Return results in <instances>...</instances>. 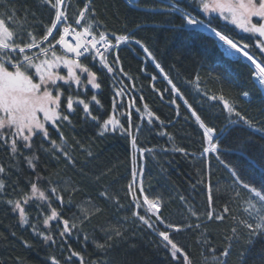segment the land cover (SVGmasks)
Instances as JSON below:
<instances>
[{
	"label": "trees",
	"instance_id": "trees-1",
	"mask_svg": "<svg viewBox=\"0 0 264 264\" xmlns=\"http://www.w3.org/2000/svg\"><path fill=\"white\" fill-rule=\"evenodd\" d=\"M83 4L84 0H70V16L83 8ZM173 4L205 22L211 19L213 27L225 31L238 42L248 44L251 51L259 55L258 49L251 48L257 39L254 33L232 24L231 18L225 21L219 12H205L200 0H93L95 18L103 24L100 31L128 35L147 46L184 99L209 127L216 129L217 135L230 120L237 118L234 115L229 117L221 102L208 99L212 95L223 94L252 121L254 128L242 122L230 125L227 137L220 142L221 159L236 169L245 182L259 189L264 185V133L255 129H264V89L254 80L253 67L243 57L238 54L225 57L215 37L203 29L187 25L180 13L171 10ZM7 15L14 16L13 24L9 25L14 31L42 34V25L50 23L49 18L54 16V12L45 0H0V16ZM252 19L255 23L260 18ZM60 51L58 47L57 53ZM106 55L110 63L118 55L117 67L122 66L128 76L118 71L107 73L98 63L82 61L97 72V83L101 86L92 89L87 84L86 75L82 76L84 88L75 89L73 85V95L79 92L80 98L86 102L95 95L100 101L99 105L94 101L90 104L98 121H92L82 111V106H76V112L70 116L72 123L64 122L60 128L64 141L48 125L51 139L63 145L73 157L74 164H70L59 151L54 154L45 151L51 146L39 136L34 137L31 150H24L19 145L22 155L14 160L10 158V150L0 146V163L9 169L7 176H0L6 184L4 194H0V257L3 264H52L53 256L60 264H65L71 251L79 253L84 264H183L181 259L172 258L157 232L132 216L137 209L128 193V185L133 180L135 167L139 171V180L142 177L145 193L150 199L159 198L162 217L182 227L193 226L180 232H170L173 241L188 254L191 264L212 261L213 256H219L229 243L230 255L220 257L221 260L227 259V264H241L242 255L246 264H264V235L250 237L242 225L234 224L232 220L236 217L237 220L254 222L245 211L250 193L233 185L230 173L216 160L215 153L201 155L203 147L207 146L203 130L181 99L170 91H164L170 86L137 45H119ZM59 71L62 75L67 74L63 66ZM58 83L65 88V96L68 95L63 82ZM132 84H135L134 89ZM153 84L163 93L162 97L153 90ZM124 86H127L126 95L116 97L114 109L115 92ZM245 92L249 94L247 97L243 96ZM132 97L136 98V103L129 108ZM173 99L175 104L171 103ZM144 104L155 114L153 117L142 116ZM128 111H131V135L119 127L112 130L111 125L103 135H99L103 121L112 115L127 129ZM38 115L43 119L42 113ZM136 125L140 131L136 130ZM132 136L136 137L135 146ZM42 143L43 149L40 147ZM180 148L185 152L177 150ZM141 149L151 151L141 154ZM88 152L92 155L89 156ZM33 154L39 158L35 171L24 159ZM37 176L41 177L38 186L42 190H47L50 185L60 190L63 205L49 193L53 201L51 206L57 208L65 219L77 224V228L62 241L57 222L52 221L49 231L56 239L54 245L46 243L31 227L36 224L39 231L45 232L42 222L49 214L47 204L33 198L25 205L29 225H20L18 213L4 202L19 199L24 194L30 195L29 181H35ZM201 180L203 183L199 182ZM209 184L211 207L208 203ZM105 192L107 197L101 196ZM181 196L184 200L180 199ZM37 205L45 209L43 215H37ZM225 205L231 210L225 220L206 218L208 211L219 213ZM97 208L100 211L97 212ZM189 208L196 213L195 216L191 215ZM83 210L92 215L81 224L85 214ZM139 212L145 214L143 209ZM197 224L199 228L195 227ZM234 226L238 229L236 235L231 231ZM112 228H118L123 235L108 241L107 233ZM164 230L163 226L159 228V231ZM85 235L87 241L84 240ZM106 241L110 248L97 247ZM68 264H80V258L72 257Z\"/></svg>",
	"mask_w": 264,
	"mask_h": 264
},
{
	"label": "snow or ice",
	"instance_id": "snow-or-ice-1",
	"mask_svg": "<svg viewBox=\"0 0 264 264\" xmlns=\"http://www.w3.org/2000/svg\"><path fill=\"white\" fill-rule=\"evenodd\" d=\"M45 3L54 12V16L49 18V24L42 25V34L34 33L33 31H14L9 26L13 24L14 16H0V146L7 147L10 150V158L14 160L16 157L22 155L19 145H22L24 150H31L34 146V137L39 136L43 142H48L51 146L49 149H44L45 151H51L53 154L59 151L70 164H74L73 157L69 155V152L65 150L63 145L51 139L48 125L53 127L57 131L60 140L64 141L65 137L60 128L64 122L68 124L72 123L70 116L76 112V106H82V111L87 117H90L92 121H98L99 118L94 116L90 109L92 101L97 105L100 104L96 96L93 95L91 100L86 102L80 98L81 94L79 92L73 95L75 89L85 87L84 80H82V76L85 75L87 84L92 89H99L101 86L97 83V72L93 71L88 64L82 61H88L92 64L98 63L99 67L106 69L107 73L118 71L124 76H128V73L124 72L122 66L117 67L119 65V56L116 55L110 63L106 54L118 48L122 42H128L131 37L128 35H117L108 31H100L103 24L95 18L93 0H84L83 8L72 13L71 16L68 11L70 0H67V2L66 0H45ZM200 6L205 12H219L220 17L225 21L231 18V23L245 32L258 34V38L251 48L258 49L259 55L256 52H252L248 44L238 42L226 34L225 31L213 27L211 19L207 20V22L197 19L175 4H173L171 10L180 13L182 20L187 25L202 26L205 31L211 32L225 57L237 54L245 57L254 66L252 70L254 80L264 86V39H261L264 38V22H260V20H264V0H201ZM253 17L260 19L254 23ZM135 42L141 45L146 57L155 62V56H153L149 48L139 40ZM58 47L62 49V54L57 53ZM61 66L67 69L66 75L60 73ZM155 67L163 74L164 79L170 86V88H166L164 91H170L175 97L183 99L187 110L203 130V138L207 142V146L203 147L201 155L215 153L216 160L230 173L233 185L239 186L250 193L248 208L245 211L248 212L249 217L254 222L237 220L236 217H232L234 224L242 225L250 237L257 234L264 235V185H261L258 189L252 184L245 182L236 169L231 168L230 165L225 164L221 159L222 150L220 142L227 137L230 125L242 122L249 128H254L252 121L238 111L235 104L223 94L212 95L208 99L221 102L223 110L228 113L229 117L234 115L237 118L235 121L230 120L229 124L220 129L219 135H217L216 129L209 127L201 119V116L197 114L196 110L192 108V105L184 99L180 89L169 78L168 74L164 72L161 65L155 63ZM10 68L12 70H9ZM152 79L155 80L156 77L153 76ZM196 80L197 82L199 81L198 76ZM60 81L67 88L68 95L66 96L65 88L58 83ZM73 85H75V89ZM125 87L127 86L116 90L113 98L114 109L117 106L116 97L126 95ZM131 87L134 89L135 84H132ZM153 90L159 93L161 97L163 96V93L159 89H156L154 84ZM248 95L247 92L243 93L244 97ZM130 99L129 108L136 103L135 97ZM140 99L143 100V96ZM171 103L175 104L176 100L173 99ZM143 107L144 113L142 116L153 117L155 115L149 110L147 104H144ZM177 108H179V105H177ZM136 111L139 113L140 109L137 108ZM40 113L43 114V119L38 115ZM127 115L129 117V127L127 129L120 124L115 115H112L103 121L101 125L102 131L99 135H103L110 125L112 126V130L119 127L120 130L131 135V111H128ZM156 119H159V117H156ZM149 123H151V120H149ZM136 130H141L139 125H136ZM255 130L264 133V129ZM76 143L79 144V141ZM132 143L135 146V136H132ZM40 147L43 149V143ZM80 147H83V145H80ZM177 150L185 152L183 148ZM140 151L143 154V152L151 151V149H141ZM88 155L91 156L92 153L88 152ZM24 159L27 165L35 171L37 166L36 161L39 158L33 154L24 157ZM8 171V167L4 163H0V176H7ZM137 175L138 173L134 170L133 180L128 185V193L132 197L135 209H137L132 212L133 218L158 233V236L164 242V246L169 248L173 259H181L183 264H191L188 254L173 241L170 232H180L185 228L190 229L193 226L188 224L182 227L167 222L160 213L161 205L159 198H149L145 193L142 177L137 182ZM40 180L41 177L37 176L35 181H29L30 195L24 194L19 199H7L4 202L12 206L13 212L18 213L20 225H29L25 205H28L33 198L47 204L49 214L44 216L42 222L45 226V232L39 231L36 224H32L31 227L33 232L41 236L46 243L51 242L54 245L56 244V239L49 231L52 221L57 222L58 235L62 241L71 234L73 229L77 228V224L71 219H65L57 208L51 206L53 201L50 199L49 193L51 197H54L55 201L63 205L64 198L60 190L56 186L51 185L47 190H42L38 186V181ZM199 182L203 183V180ZM5 188V180L0 178V194H4ZM101 196L107 197V193H101ZM180 199L184 200V197L181 196ZM208 203L211 207V184H209ZM139 209H143L145 214L141 215ZM44 211L43 207L37 205L38 216L43 215ZM83 211L85 214L80 221L81 224L92 215V213H88L86 210ZM96 211L98 212L100 209L97 208ZM189 211L192 216L196 215L191 208H189ZM226 214H231V210L227 205L219 213L208 211L206 218L208 220L223 221L227 218ZM161 226L166 230L159 231ZM195 227L199 228L200 225L197 224ZM231 231L234 235L238 233V229L235 226L232 227ZM122 235V232L118 228H112L107 233L108 241H111L114 237L121 238ZM87 239L88 237L85 235L84 240L87 241ZM97 247L105 249L110 248L111 245L106 241L105 244H97ZM230 253L231 243L220 252L219 256H213L212 261L206 260V264H227V259L221 260L220 257L227 258ZM72 257H79L80 264H84L83 257H80V254L75 251L70 252L65 264H68ZM51 260L52 264H60L59 260L54 256ZM241 264H246L243 255L241 256Z\"/></svg>",
	"mask_w": 264,
	"mask_h": 264
},
{
	"label": "rangeland",
	"instance_id": "rangeland-1",
	"mask_svg": "<svg viewBox=\"0 0 264 264\" xmlns=\"http://www.w3.org/2000/svg\"><path fill=\"white\" fill-rule=\"evenodd\" d=\"M131 2L133 1V0H130ZM201 1V0H200ZM209 12V11H208ZM217 13V12H216ZM200 27H202V26H200ZM128 44H130L129 42H122L120 45H128ZM59 54H62V49H61V51H60V53ZM262 86V85H261ZM263 87V89H264V86H262ZM135 171L138 173V175H137V177H136V179H137V182H138V180H139V171H138V168L137 167H135ZM134 187H136V185H134Z\"/></svg>",
	"mask_w": 264,
	"mask_h": 264
},
{
	"label": "water",
	"instance_id": "water-1",
	"mask_svg": "<svg viewBox=\"0 0 264 264\" xmlns=\"http://www.w3.org/2000/svg\"><path fill=\"white\" fill-rule=\"evenodd\" d=\"M261 22H264V20H261ZM257 37H258V34H255ZM261 39H264V38H261ZM128 42H130V43H135V41H133V40H129ZM249 62V61H248ZM250 63V62H249ZM251 65V64H250ZM252 67H253V65H252ZM162 76H163V74H162ZM164 77V76H163ZM0 264H3V262H2V259H1V257H0Z\"/></svg>",
	"mask_w": 264,
	"mask_h": 264
},
{
	"label": "bare ground",
	"instance_id": "bare-ground-1",
	"mask_svg": "<svg viewBox=\"0 0 264 264\" xmlns=\"http://www.w3.org/2000/svg\"><path fill=\"white\" fill-rule=\"evenodd\" d=\"M254 67V66H253Z\"/></svg>",
	"mask_w": 264,
	"mask_h": 264
}]
</instances>
